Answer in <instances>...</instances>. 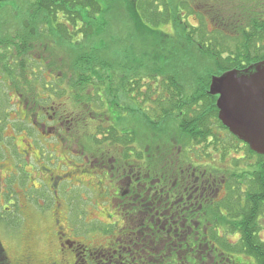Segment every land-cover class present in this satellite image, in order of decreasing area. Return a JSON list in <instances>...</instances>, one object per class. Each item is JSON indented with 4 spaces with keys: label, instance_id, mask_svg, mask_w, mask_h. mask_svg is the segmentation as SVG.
<instances>
[{
    "label": "flooded vegetation",
    "instance_id": "af4514ba",
    "mask_svg": "<svg viewBox=\"0 0 264 264\" xmlns=\"http://www.w3.org/2000/svg\"><path fill=\"white\" fill-rule=\"evenodd\" d=\"M159 85L161 88L162 84ZM210 85L211 79L209 89ZM137 92L126 87L124 94L152 125L148 137L143 139L144 123L136 125L129 120L126 106L117 111L107 104L104 111L94 109L90 102L92 111L87 112L86 107L83 112L77 105L78 112L68 106V101L73 102L69 96L62 97L64 101L48 96L45 104L39 105L37 99L43 98L36 95H32L31 105L28 101L27 106L22 105L17 120L23 125L13 138L21 140L26 148L18 150L20 159L12 154L13 146L6 150V156L11 155L15 170L23 169L31 181L34 178L26 169L28 160H37L42 155L49 163L34 169L39 172L42 184H50L53 200L46 205L39 201L36 206L43 213L50 210L53 218L49 221L54 227L58 250L41 258L39 252L27 248L12 264H243L242 258H247L246 264H261L255 253L247 252L243 242H251L256 248L258 241L264 245V154L252 149L222 121L218 124L210 119L211 134L205 135L207 129L200 128L204 119L200 113L197 119L200 123H183L189 125L185 130L172 116L154 121L141 106L146 93ZM187 92L190 94V90ZM207 94L215 99L218 108L219 96L209 90ZM160 98L159 91L152 100L157 102ZM163 101L166 102L164 98ZM202 102L192 109L202 110ZM152 106L162 117L161 108ZM169 108L167 103L163 106L164 110ZM82 113L86 118L80 117ZM180 114L194 117L187 104ZM171 117L176 126L162 127ZM195 125L200 134H194ZM51 143L55 145L49 146ZM12 144L19 148L16 140ZM59 146L61 152L75 153L85 162V165L75 162L73 173L84 166L80 172L92 177L93 185L88 187H93L94 200H100L94 202L100 225L88 232L94 230L96 240L101 243L88 244L81 237H73L62 223L65 202L59 190L66 181L72 182L73 176L70 169L62 170L69 168L66 162L72 160L65 162L63 156L64 162L59 164L63 161L57 152ZM52 155L59 160L56 162ZM33 182L31 186L16 187L14 192L21 191L29 201L33 200V191L41 193L43 188ZM15 195H10L7 206L0 203V213L16 215L17 226L26 219L28 206L17 203ZM257 195L261 197L259 212L253 203ZM32 232L30 229L29 234ZM85 233L83 228L76 232Z\"/></svg>",
    "mask_w": 264,
    "mask_h": 264
},
{
    "label": "rangeland",
    "instance_id": "374dc122",
    "mask_svg": "<svg viewBox=\"0 0 264 264\" xmlns=\"http://www.w3.org/2000/svg\"><path fill=\"white\" fill-rule=\"evenodd\" d=\"M172 1L176 4H179L180 2L179 0ZM185 1L189 2V5L187 3L184 6L182 4L174 5L175 9L179 10L178 12L182 16V23H184L185 20V23L187 24L199 27L202 26L203 30L207 32H213L216 29L223 33L226 32V35H221L222 33L218 34L219 36L217 39L227 51L234 50V52L238 50L243 39H237L238 35L236 32L231 33L232 30H227L226 27L223 26L224 23L218 21L222 20V22H227V20H229L228 17H237L241 14H245L246 16H258V14H263L261 12L264 7V4L262 3L264 0ZM135 3V0H111L107 5L106 10L98 16L97 20H93V23L91 21L94 26V32L88 40H85L84 42L88 49L97 50L104 46L107 47V52H109L115 60H119L113 61V72L107 71V73L103 75L105 77L103 78V81L106 82L107 85L109 84V89L105 92L101 91V94H104L103 99L105 103L103 104L99 102L98 99L94 100V104L92 103L93 108L105 111V107L108 108L107 104H109V107L114 106L117 111H120L125 106L127 108L129 107V120L135 122L136 125L139 122L144 123V126H142L143 130L141 129V137L143 139L144 136V138L148 137L152 125L146 117L137 112L135 105H132L131 102L127 101L124 93L126 92V84L129 81L135 78H140L143 81V84H141V91L146 92L147 81H149L151 76H154L158 80H156V82L151 81L149 86L154 87L157 85L158 87L160 86L159 79H162L163 76L168 73H173L174 75L177 74L179 79H181V81L183 80V83L187 84L189 87H192L196 81L198 82L200 80L202 84L207 86V81L215 75L214 73L217 69L215 67L216 65L213 66L202 53H199L197 45L196 47L186 40L183 27L184 24L170 18L171 20L166 24L163 22L160 23L159 26L154 27L147 25L146 28L137 22V18L131 11ZM27 5H29V0H11L4 5V9L0 13V35L6 33L7 29L11 31L12 29L14 30L16 26L20 25L23 18L22 16L27 12ZM215 10L216 14L217 12L220 13L217 15H220L221 18L214 16L216 18L214 19L212 17V15L215 14ZM142 11L145 15V11ZM153 13H155V11H153ZM211 13L212 15H210ZM164 16L165 15H157L152 20L149 15H146L151 23H156L157 21L161 22L162 17L166 18ZM218 23L222 24L221 27L218 26ZM87 30L88 32L92 31L90 27ZM48 36L49 37H47V40L45 41V48L39 52L45 56L44 58H49L54 66L51 67L52 69H47L48 66H45V64L43 66L36 65L35 70L38 74L42 75V80L47 79L51 82H54V80L57 81L58 75L65 72L70 79L68 80L63 74L61 78L64 79V81L61 85L68 86L71 80L70 67L74 62L72 61L74 55L73 50H78L79 46L69 45V43H66L65 40L58 35ZM234 37L236 39H234ZM125 54L128 58L122 61L125 58ZM30 74L31 73H28V78L29 80H32ZM16 77L18 80H22L20 75H17ZM13 84H15V82L10 77L4 78L0 74V197L2 198H0V203L1 205L7 206L8 202H10V195L15 193L16 198H19H17V203L20 201V203L24 204L26 207L28 206L25 210L26 219L21 221L20 224L18 223L17 226L15 225L12 227L6 222H0V239L4 244L9 260L16 261L21 253H24L27 248H31L32 251L37 253L39 252L41 258H45L55 250H58V243L54 236V227L51 226L52 222L49 221L53 218L50 214V210L47 213H43L39 210V207L36 206L39 201L46 205L50 204L53 200L50 184H47V182L42 184V178L40 177V174H38L39 172L34 169L37 168L38 165L47 166L49 163H46L47 161L42 155L37 156V158L39 157L37 160H28L26 169L33 173V182L28 179L29 175L25 174L23 169L15 170L13 165L14 159L11 158V155L6 156V150L9 148L11 149L13 146L12 154L20 159L21 156L17 154L18 150H24L26 148L25 145L21 143V140H17V138H13V136L14 134L16 135V132L18 131L17 129L23 125L20 120H17L20 116V111H22V105L27 106V101L31 102V99L28 98V96H20L21 92L18 91V88ZM97 84L104 83L96 82L95 85L91 86L92 88L90 91H93L94 86H98ZM202 84L199 83L201 86ZM31 86L36 88L35 95L43 98L41 100L37 99L39 105L40 103L45 104V98L48 96L54 98L53 93L46 90L42 84L35 82L31 84ZM100 87H103V85ZM67 89V95L72 97L71 90L73 89L71 86H68ZM29 94L27 93V95ZM58 99L64 101L62 96H59ZM135 100H137L136 97ZM146 100L147 99L142 101L141 106H150V103ZM67 101L68 100H66V102ZM68 106L71 107L70 109L79 112V109H76L77 105L75 102L68 101ZM92 106L90 104L91 109ZM79 107L81 108L82 106ZM150 112V114L153 113V111ZM153 114L157 115L156 112ZM80 117H83V113ZM89 118L90 117H88V119ZM168 125L172 127L176 126V122L172 117L168 118L162 127L167 128ZM14 140L18 143L19 148H14V145L12 144L14 143ZM26 141L29 142L28 139H26ZM52 145H55V143H51L49 146ZM35 149L39 150L36 147ZM57 150L58 154L63 158V161H60L59 163L60 165L64 162L63 156H66L65 159L67 160H65V162L72 160V163L66 162V165L69 164V168L65 167L62 170L67 171V169H70L74 181H66V183L62 185L61 191L59 190L60 197L63 199V202H65L62 223H65V226L68 229L67 231H69L68 233H72L73 237H81L84 241H88V244L92 241L101 243L100 240H96V232H94V230L93 232H88L89 228H96L97 225H100L96 221L98 208H96V203L94 204V202H100V200H94V195L92 194L93 187L89 188L93 185L92 177L80 172L84 166L76 171L77 173H73L75 162L78 165H85V162L81 161L75 153L74 155H69V152H61L62 150L60 149V146ZM52 157H54L56 162L59 160L57 155H52ZM21 161L23 164V159ZM85 169H87V167ZM62 170L61 168L59 169V171ZM11 171L16 172L17 174L11 173ZM32 182L35 186H43L42 190H40L41 193L33 191V200L29 201L21 194V191L14 192L16 187L20 186L22 188L25 186H31ZM76 183H79V185H74ZM99 206L104 209L102 204ZM64 218L66 219L64 220ZM76 220L77 222H75ZM86 222H90L89 224L91 225H87ZM78 228H83L87 233L77 235L76 232ZM30 229H33L31 235L29 234ZM241 258L242 256H240V259ZM242 260L243 264H246L247 258H242Z\"/></svg>",
    "mask_w": 264,
    "mask_h": 264
},
{
    "label": "trees",
    "instance_id": "16d2710c",
    "mask_svg": "<svg viewBox=\"0 0 264 264\" xmlns=\"http://www.w3.org/2000/svg\"><path fill=\"white\" fill-rule=\"evenodd\" d=\"M9 1L11 0H0V13L3 11L4 5L9 3ZM110 1L111 0H29L27 12L22 16L23 18L20 25L16 26V28L11 31L7 29L6 33L0 35V74L4 78L10 77L15 82L13 85L18 88L22 97L28 96V98L31 99L32 95H35L36 92V88L31 86V84L37 82L42 84L46 90L52 92L55 98H59V96L67 97V87L71 86L73 89L71 90L72 97H69L70 99L73 98V102H75L76 105L82 106L80 109L83 110V112L86 107L89 108L87 112L92 111L90 108L91 101L93 102L98 99L99 102L104 104V94H101V91L105 92L109 87L106 82L103 81V78H105L103 75H105L107 71L113 72V61L119 60H115V58L107 52V47L104 46L97 50L88 49L84 41L88 40L94 32L93 20H97L98 16L106 10ZM135 1V6L133 5L131 11L137 18V22L144 27L147 25L152 27L159 26L160 23L163 22L166 24L171 19L182 23V16L178 12L179 10L175 9L174 5L182 4L184 6L186 3H189L185 0H179V4H176L172 0ZM262 3L264 4V1ZM142 10L145 11V15ZM153 11H155V13H153ZM261 13L263 14H258V16H246L245 14L238 15L237 17L230 16L228 17L230 21L227 20L228 23L226 21L222 22V20L218 21L224 23L223 26L226 27L227 30H232L231 33L236 32L238 35L237 39H243L236 52H234V50L227 51L222 43L218 41V34L222 33L221 35H226V32L223 33L217 29L213 32H207L203 30L202 26L199 27L187 24L185 20L182 24H184L183 27L186 40L198 46L196 47L199 48L197 49L199 53H202L213 66L216 65L215 67L217 70L214 74L220 75L227 70L237 68L243 69L248 65L250 66L253 62L264 60V7ZM215 14L212 15L211 13L210 15H212L214 19H216L214 16L221 18L220 15H217L220 13L217 12V14ZM146 15H149L152 20L157 15H165L164 17L166 18L162 17L161 22L157 21L156 23H151ZM221 25L222 24L218 23V26L221 27ZM89 27L92 31L88 32L87 29H89ZM48 35L61 36L69 45L79 46L78 50H73L74 55L72 61L74 62L70 67L71 80L68 86L61 85L64 81L61 76L64 74L67 77L65 72H60L62 74L58 75L57 81L54 80V82H51L47 79L42 80V75L38 74L35 70L36 65L43 66L45 64V66H48L47 69H52L51 67L54 66L49 58H44L45 56L39 52L45 48V41L47 37H49ZM234 39L236 38L234 37ZM127 58L128 56L125 54V58L122 61ZM28 73H31L30 76L32 80H29ZM17 75H20L22 80H18L16 77ZM164 77L166 80H161V88H158L157 85L156 88H154L150 87L149 84L151 81L156 82L158 79L151 76L149 81H147L146 94H144L147 99L146 101H148L150 105L153 104L157 108H161L162 117H160V115H154V107L147 105L145 107L146 115L157 122L159 118L162 119L165 116H172L177 119L178 124L181 123V125H183V123L199 122L197 119L200 113L204 116L203 121H200L203 122V124L199 122L200 128L204 129V131L207 129L205 135H210L211 132L208 130L211 123L210 119L221 124L219 110L215 105V99L208 97L210 95L207 94L210 80L207 81V86L202 84L200 80L198 82L196 81L192 87H189L187 84L183 83V80L181 81V79H179L177 74L168 73L164 75ZM69 79L70 78H68V80ZM135 79V81H129L126 87L133 92L139 91V93H137L141 95L142 92L140 90L143 81L140 78ZM96 82L104 84H97L98 86H94V90L90 91L92 88L91 86L95 85ZM199 83L202 84V86L199 85ZM101 85H103V87H100ZM155 89H158L161 93V98L157 102L152 100V97L154 95L156 96L159 92L157 91L155 93ZM188 90H190V94H188ZM27 93L30 94L27 95ZM163 98L166 102L163 101ZM201 101L204 103V108L202 110H193V106H201ZM166 103L170 105L168 111L167 109H163ZM31 104L32 102L29 103V105ZM185 104L193 111L194 120L187 114H180V109H185ZM150 111H153V113L150 114ZM84 114H86V112ZM177 115L178 118L176 117ZM188 127L189 125H183L181 129L185 130ZM197 129L198 126L195 125L193 128L195 135L200 134ZM253 203L256 212H259L261 197L257 195ZM15 218L16 215L14 217L11 213L3 211L0 213V222H6L12 227L16 225L18 221L17 219L15 221ZM258 244L259 246L256 248L253 245L251 246V242H243L247 252L251 254L255 253L259 262L264 264V245H261L259 241ZM0 264H12L1 239Z\"/></svg>",
    "mask_w": 264,
    "mask_h": 264
},
{
    "label": "water",
    "instance_id": "95a60500",
    "mask_svg": "<svg viewBox=\"0 0 264 264\" xmlns=\"http://www.w3.org/2000/svg\"><path fill=\"white\" fill-rule=\"evenodd\" d=\"M220 120L252 149L264 154V60L211 78Z\"/></svg>",
    "mask_w": 264,
    "mask_h": 264
}]
</instances>
